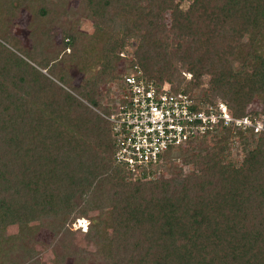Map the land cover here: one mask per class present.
I'll return each instance as SVG.
<instances>
[{
  "label": "trees",
  "instance_id": "obj_1",
  "mask_svg": "<svg viewBox=\"0 0 264 264\" xmlns=\"http://www.w3.org/2000/svg\"><path fill=\"white\" fill-rule=\"evenodd\" d=\"M27 1L0 0L1 21L5 24L6 16H15ZM85 1L97 17L93 35L104 40L117 35L111 43L118 48L112 67L121 71L115 88L96 86V80L88 81V88L73 87L76 94L64 88L71 84L67 71L55 67L58 57L50 63L51 58L42 55L43 39L50 36L45 0L34 3L37 8L28 25L27 35L34 42L38 34L42 39L35 46H22L0 29V48L6 50H0V263L16 264L3 260L14 248L20 249L22 260L33 255V248L17 242L34 237L30 223H40L57 238L68 230L73 214L94 208L99 216L84 235L95 243L101 261L85 263L81 251L69 250L75 256L73 264H264V129L246 128L258 136L241 165L226 158L231 131L223 126L213 136L224 130L217 139L223 145L210 153H203L201 147L192 152L199 175L143 182L146 176L139 178L114 162L115 137L98 112L111 110L115 91L123 88V75L135 68L155 87L168 83L171 92L187 93L194 100L193 108L216 102L201 100L190 91L209 74L210 92L220 95L233 116H246L255 97L264 116V57L255 55L257 65L248 71L233 70L221 58L210 66L200 65L199 56L188 52L200 51L211 36L228 29L235 37L248 28L264 31V0H188L186 8L181 0ZM114 2L116 26L101 31L99 22L112 24L102 14ZM127 13L135 15L134 24L126 23ZM141 30L145 32L135 48L142 54L138 60L135 52L123 47L128 33ZM163 31L175 36L177 43L170 46ZM62 43L69 53L81 55L75 32L64 31ZM26 51L41 70L19 56ZM102 67L100 73L109 75L108 65ZM184 69L191 73L188 80ZM46 91L48 103H35L34 97ZM203 138L180 149L195 147ZM170 152L164 153L159 166L171 157ZM76 198L82 199V209L76 208ZM13 224L18 231L5 233ZM61 262L55 255L53 264Z\"/></svg>",
  "mask_w": 264,
  "mask_h": 264
},
{
  "label": "rangeland",
  "instance_id": "obj_2",
  "mask_svg": "<svg viewBox=\"0 0 264 264\" xmlns=\"http://www.w3.org/2000/svg\"><path fill=\"white\" fill-rule=\"evenodd\" d=\"M36 1L38 2V0H28L21 5L20 8L15 10V16H6L7 19L5 24L0 19V29L7 31L10 35V39L12 41L16 39L20 45L35 46L42 41V39L38 37L40 34H38L35 42L30 35H27L28 25L33 22V14L37 8L34 7ZM45 1L49 10L48 24L46 23V30L48 33L46 31V34H49L50 36L48 38L44 37L43 39L45 41H43L44 47L42 50L44 52H42V55L45 58H51L49 61L50 63L53 61L54 57H58V62L54 63L56 64L55 67L64 68L67 71L66 78L71 84L66 86L63 85L64 88L67 91L76 94L77 89L80 90L81 87L85 86V88H88V81L92 80H96V86L99 84V87L101 88H115L121 71L119 73L117 68L114 69V67H112L115 63L114 58L118 48L113 49L111 43H114L115 40H117V35L112 34L110 38L105 40L93 35L94 30H96V25L94 24L97 17L94 16L85 0H49L51 4L48 3V0ZM142 2L147 3L145 0ZM181 4L183 8H186L189 1L181 0ZM113 5L115 6L116 3L114 2L109 5L106 11L107 14H102L103 18H106L112 24L99 22L101 31H112L116 26L113 22L118 20V16L113 10ZM169 18V15L166 14L164 20L166 25L170 24ZM136 20L134 14L127 13L125 16L126 23L134 24ZM122 24L125 23L122 21ZM144 26L149 27L145 23ZM64 31L75 32V39H77L78 48L81 49V55L71 54L69 53V49L64 47L62 43ZM141 32L143 33L145 30H141L137 33L135 31L128 33L125 37L126 45L123 47H126L130 53L134 54L135 52L137 56L136 59L138 60L142 54L135 50V48H137L141 41ZM234 34L235 33H232V30L228 29L217 35L216 38L215 36H211L208 40V44H205L206 46L204 45L200 51L199 49H192L188 52L193 51L199 56L197 64L200 65L203 63L210 66L214 59L221 58L223 61L226 60L228 66L233 70H239L240 68L246 67L245 69L250 71L257 65V59L253 57L255 55L261 56L262 58L264 57V31L256 28H248L247 30H243L239 36L235 37ZM163 36L169 42L168 44L170 46L177 43V38L175 36L167 34V32L164 31ZM191 46L193 47L194 45ZM44 48L48 53H45ZM204 48H207L208 50H204ZM0 50L6 53V50H2V48H0ZM104 51H106V53ZM19 56L22 57L23 60L34 64L31 62L32 55L28 51H26V53L19 52ZM105 63L108 65L107 70H109L108 72L110 73L107 76L100 73L101 68H103L102 66H104ZM20 64L24 65V62L20 61ZM34 65L37 69L41 70L38 65ZM120 65L121 67L123 66L122 62ZM80 67L85 69H81ZM182 74L187 80L191 78V73L187 72L185 69L182 70ZM209 79L210 75L204 74L198 85L193 84L192 87L190 86V91L194 96H197L201 100L205 99L208 101L211 98L214 101H218L221 97L218 94L210 92ZM44 100L48 103V91L44 92L42 96L34 97V102L38 104ZM49 105L51 104L49 103ZM205 105L206 104L202 106ZM247 107L245 117L247 118L246 120L248 123H245L240 128H231V126H229L231 132L226 140V150H224L226 158H229V160L236 166L242 164L246 151L255 144V140L258 136V133L253 135L251 131L246 128L249 126L251 127V124L257 121L264 123V116L261 114V101L258 97H255ZM221 131L222 134H218L220 132L216 133V138L213 137L214 134L211 136H205L201 142L196 143L195 147L174 151L172 153L173 155L161 164V166H157L146 180L141 181L152 182L161 178L175 176L191 178L195 175H199L197 172L199 171V166L196 161L192 160L194 157L192 152H196L203 148V153H210L213 152V150H216L217 146L219 147L220 145H223V142L222 144L217 143V139L224 134V130ZM247 139L249 142L246 144L245 142ZM199 147L201 148L199 149ZM74 201L76 203V208L82 209V199L76 198ZM98 216L99 211L94 208H87L83 215H79V213L73 214L71 219L72 222L68 219V224H66L68 230L61 233L57 238H54L53 234L45 229L40 223H30L29 228L34 232V237L32 239L24 238L17 240V242H21L24 246L33 248V255L28 259L22 260L19 256L20 249L18 248L17 250V248H14L8 252L9 259L3 260L7 263H12L11 260L13 262L15 260L14 263L16 264H53L54 256L59 254V257L62 258L61 264H73L75 256L69 255L68 251L70 250L72 252L81 251L80 256H83L82 258L85 263H91L92 261L100 262L101 260L99 259L101 256L96 250L95 243L88 241L84 235L85 229L91 222L95 221ZM17 231L18 225L16 226V224L9 225L5 229V233L7 234L15 233ZM1 260L2 259L0 258V261Z\"/></svg>",
  "mask_w": 264,
  "mask_h": 264
},
{
  "label": "built area",
  "instance_id": "obj_3",
  "mask_svg": "<svg viewBox=\"0 0 264 264\" xmlns=\"http://www.w3.org/2000/svg\"><path fill=\"white\" fill-rule=\"evenodd\" d=\"M122 83L111 110L98 112L110 123L115 137L114 162L139 178H148L166 151L173 155L188 142L211 136L223 126L240 128L248 123L245 116H233L221 100L193 108L194 100L187 93L171 92L168 83L155 87L135 68L123 75ZM251 125L255 131L264 129L260 122Z\"/></svg>",
  "mask_w": 264,
  "mask_h": 264
}]
</instances>
